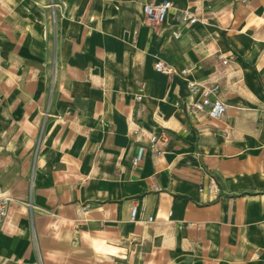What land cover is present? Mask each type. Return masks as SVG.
<instances>
[{
    "label": "crops",
    "instance_id": "obj_1",
    "mask_svg": "<svg viewBox=\"0 0 264 264\" xmlns=\"http://www.w3.org/2000/svg\"><path fill=\"white\" fill-rule=\"evenodd\" d=\"M167 1L0 0V264H264V0Z\"/></svg>",
    "mask_w": 264,
    "mask_h": 264
},
{
    "label": "built area",
    "instance_id": "obj_2",
    "mask_svg": "<svg viewBox=\"0 0 264 264\" xmlns=\"http://www.w3.org/2000/svg\"><path fill=\"white\" fill-rule=\"evenodd\" d=\"M140 4L141 13L146 21H149L153 24L160 25L163 23L167 12L171 8V3L167 0H163L162 2L156 4L151 0H135ZM178 20L187 25L194 24L198 19L188 13L186 10L181 12L178 15ZM179 34L174 33L173 37L177 38ZM220 63L222 66H226L228 64L229 58H225L222 55L218 56ZM154 71L160 74H173V68L164 62L161 59L156 60L153 65ZM187 88L192 96H197V98L189 104L185 105V108L190 113H204L209 120L218 121L220 120L225 112L226 107L220 100H212L211 96H213L216 91V86H204L200 83H196L194 81H187ZM140 97H138L139 99ZM160 139L156 135H149L147 137V144L152 151H157V144ZM144 154V147H140L137 151V154L132 159V164L136 165L140 162L142 156ZM199 191L207 192L208 195L212 199H217L220 196V189L216 183V181L209 177L207 184H200ZM10 202V198L8 196H0V225L5 219L7 215V209ZM136 209L132 207L130 210V220H134ZM152 217L147 219L148 223L152 221Z\"/></svg>",
    "mask_w": 264,
    "mask_h": 264
},
{
    "label": "rangeland",
    "instance_id": "obj_3",
    "mask_svg": "<svg viewBox=\"0 0 264 264\" xmlns=\"http://www.w3.org/2000/svg\"><path fill=\"white\" fill-rule=\"evenodd\" d=\"M49 21H50L51 26H54V25H55V20H54V15H53V13L50 14V19H49Z\"/></svg>",
    "mask_w": 264,
    "mask_h": 264
}]
</instances>
